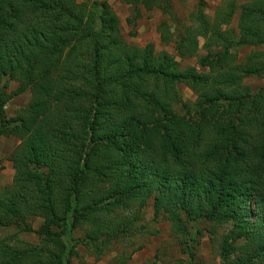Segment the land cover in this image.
<instances>
[{
	"label": "trees",
	"instance_id": "trees-1",
	"mask_svg": "<svg viewBox=\"0 0 264 264\" xmlns=\"http://www.w3.org/2000/svg\"><path fill=\"white\" fill-rule=\"evenodd\" d=\"M121 1L134 8L130 23L141 7L168 15L161 40L181 59L204 41L198 64L209 71L125 43L108 2L95 25L77 0H0V139L20 140L13 182L0 191V231L39 240L0 237V264H73L79 245L102 256L134 232L150 199L155 217L167 214L186 235L190 264L203 220L228 225L220 264H264V85L248 83L264 79V0H224L183 31L172 0ZM239 47L250 48L242 60ZM7 78L20 84L10 95ZM179 83L197 95L195 112ZM28 90L29 105L6 121L9 99ZM182 103L185 114L174 107Z\"/></svg>",
	"mask_w": 264,
	"mask_h": 264
},
{
	"label": "rangeland",
	"instance_id": "rangeland-1",
	"mask_svg": "<svg viewBox=\"0 0 264 264\" xmlns=\"http://www.w3.org/2000/svg\"><path fill=\"white\" fill-rule=\"evenodd\" d=\"M77 1L84 4L82 9L88 13L90 11L94 13L96 18L95 25L100 23V5L103 2H108L120 20L121 37L125 43L140 48L151 45L155 55L166 52L180 62L182 70L194 66L200 72L209 71L208 68L201 67L198 64V56L207 54V49L203 46L204 41L200 43L197 56L185 59H181L177 55L174 43H163L160 27L163 22L171 25V20L160 8L146 11L141 7V15L133 23H130L128 19L135 15V11L133 6L124 1ZM239 1L243 2L247 0ZM223 2L224 0H172V9L179 23L178 26L181 27L180 31H183L184 26L191 23L193 13L203 12L209 19H213L217 8ZM238 17L239 11L233 18L230 25L231 28H237ZM211 50L215 52L218 48H211ZM236 50L241 60L250 52V48L247 47H239ZM6 80V84L3 85V92L6 95H10L20 84L18 81L10 78ZM248 83L251 85L253 91H257L258 88L264 85V79L254 76ZM177 86L183 103L192 109L190 112H195L194 103L197 100V95L183 83H179ZM30 101L31 92L29 90L10 98L5 107L6 121L12 122V120L17 119L18 111L22 107L29 105ZM183 103L175 104L174 106L175 110L180 114H185L188 109L184 108ZM19 143L20 140L14 136H3L0 139V191L5 190L13 182L15 169L13 168L12 161H10V156ZM126 215L134 217L133 212H127ZM185 221L188 227L194 224L186 218ZM42 222V218L36 217L30 223L35 229H38ZM141 226L145 229H141ZM134 227L136 228L130 236L114 243L102 256L92 254L84 246L79 245L76 248L78 255L73 258V264H190L191 258L187 253L186 235L183 236L182 233L174 229L173 223L167 214L155 217L152 199L148 201L147 205L140 212V218ZM199 227L203 229V233L196 235L197 240L190 243V249L196 254L194 264H220L222 235L227 233L228 225H217L203 220L199 223ZM16 233V227H12L0 231V237L15 235ZM85 233L83 229H76L75 237H84ZM18 235L17 239L20 237L22 241H29L34 244L39 242L35 233L25 232Z\"/></svg>",
	"mask_w": 264,
	"mask_h": 264
},
{
	"label": "crops",
	"instance_id": "crops-1",
	"mask_svg": "<svg viewBox=\"0 0 264 264\" xmlns=\"http://www.w3.org/2000/svg\"><path fill=\"white\" fill-rule=\"evenodd\" d=\"M243 2H245V1H243Z\"/></svg>",
	"mask_w": 264,
	"mask_h": 264
}]
</instances>
